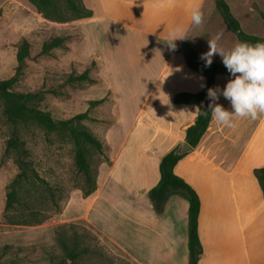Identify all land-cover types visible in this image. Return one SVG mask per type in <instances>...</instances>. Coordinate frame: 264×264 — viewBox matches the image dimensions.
<instances>
[{"label":"crops","instance_id":"0c3cea01","mask_svg":"<svg viewBox=\"0 0 264 264\" xmlns=\"http://www.w3.org/2000/svg\"><path fill=\"white\" fill-rule=\"evenodd\" d=\"M225 1L246 33L264 37V0ZM82 2L91 16L75 22L82 34L76 55L85 65L95 62L102 79L82 97L91 102L111 94L114 119L105 133L107 159L97 169V189L88 197L74 191L63 222L87 224L136 264H189V203L173 195L159 215L149 198L162 158L185 143L198 115L196 105L174 98L206 85L178 48L187 42L201 57L217 34L225 49L240 41L216 0ZM195 7L203 13L200 25L191 19ZM173 32L184 37L174 48L163 41ZM213 62L222 58L217 54ZM231 78L217 75L215 89ZM217 103L231 110L222 94ZM234 123L228 128L211 119L198 146L175 167L201 199L200 264H264V197L255 176L264 167V114Z\"/></svg>","mask_w":264,"mask_h":264},{"label":"rangeland","instance_id":"374dc122","mask_svg":"<svg viewBox=\"0 0 264 264\" xmlns=\"http://www.w3.org/2000/svg\"><path fill=\"white\" fill-rule=\"evenodd\" d=\"M57 1L58 18L54 20L32 0H1L0 80H13L14 90L34 94L30 105L58 121L85 114L80 128L104 141L114 119L112 101L92 106L83 99V91L100 74L92 67L89 77L82 78L89 66L76 55L81 39L75 25L79 18L66 0ZM25 40L29 55L20 64L18 54ZM58 40L61 43L54 45ZM45 44L53 46L44 52ZM16 132L23 145L8 154L7 143ZM61 134L47 135L35 125L13 126L0 109V264H51L66 257L62 243L74 248L76 242L79 250L89 252L69 264H136L87 224L63 222L71 194L87 184L75 165L73 140L67 130ZM22 151L42 182L36 186L25 183L19 204L7 210L10 185L20 173L16 156ZM106 159L107 149L104 153L90 149L88 161L94 175Z\"/></svg>","mask_w":264,"mask_h":264},{"label":"trees","instance_id":"16d2710c","mask_svg":"<svg viewBox=\"0 0 264 264\" xmlns=\"http://www.w3.org/2000/svg\"><path fill=\"white\" fill-rule=\"evenodd\" d=\"M37 8L44 11L50 17L58 18L56 16L58 11L57 0H32ZM71 11H73L79 19L88 18L91 16V11L85 8L82 4L78 5L74 0H66ZM216 5L228 29L233 32L240 42H248L255 44L257 42H264V37L250 35L246 33L238 19L232 14L229 5L225 0H216ZM264 20V14L261 13ZM58 21V20H57ZM60 22V21H59ZM62 22V21H61ZM82 38V34H81ZM81 40V39H80ZM61 41H55L54 45L60 44ZM53 45L45 44L43 51L47 52ZM30 45L28 41H24L20 47L18 60L23 64L24 60L29 55ZM185 58L187 66L193 71L203 75L206 78V85L204 89L196 94L185 93L179 94L174 98L176 104H193L198 107V115L195 123L186 131L185 143L189 144L191 148H196L200 143L202 137L206 133L211 123V113L204 114L208 110V105L211 102L208 98V90L215 88V79L219 74L230 75L223 63L212 62L210 66H206V62L201 59L198 52L187 42L180 44L178 48ZM92 67H96V63L92 62L82 78L86 79L91 73ZM102 79L96 78L91 85L98 84ZM13 80H0V109L7 121L13 126L19 125H35L43 129L47 135L61 134L68 131V136L75 144V165L80 174L83 175L86 187L81 191L85 197L94 193L97 189V173H92V168L88 161V155L91 148L96 149L100 153H104L105 142L94 136L91 132L80 128L79 123L87 116L85 114L78 115L66 121H58L49 113L32 107L30 103L34 100V94L23 93L14 90ZM112 98L109 94L106 98L97 101L89 102L92 106H99L108 102ZM62 135V134H61ZM23 145L20 140L18 132L7 143V153L16 152L18 147ZM180 147V146H179ZM178 147V148H179ZM171 151L165 155L160 163L161 178L159 183L149 192V198L157 214L162 215L165 210V205L169 198L173 195L183 197L189 203L188 210V250H189V264H200V257L203 253V245L199 234V218L201 213V199L197 191L183 178L175 173L177 164L187 155H177L178 150ZM16 163L20 173L10 185L8 193L7 210L14 208L19 204V192L22 190L25 183H30L34 186L41 183V178L38 176L32 162L28 161L23 151L17 154ZM255 176L261 186L264 197V167L255 170ZM63 251L66 255L64 259L53 260L51 264H69L75 263L84 253H88L86 248L79 250L78 243L74 248H69L68 245L62 243Z\"/></svg>","mask_w":264,"mask_h":264},{"label":"clouds","instance_id":"9594fccd","mask_svg":"<svg viewBox=\"0 0 264 264\" xmlns=\"http://www.w3.org/2000/svg\"><path fill=\"white\" fill-rule=\"evenodd\" d=\"M191 19L196 25L203 22V13L199 7L192 9ZM170 35L173 39L163 41L173 48L176 39L184 38L175 37L174 32ZM220 39L219 34L209 38V50L202 54L201 59L206 62V66H210L213 57L218 54L232 78L222 90H208L211 102L204 114L210 112L216 123L233 128L237 118L256 119L264 114V42H238L231 49H225L220 46ZM220 94L230 102L231 110L217 103Z\"/></svg>","mask_w":264,"mask_h":264},{"label":"water","instance_id":"95a60500","mask_svg":"<svg viewBox=\"0 0 264 264\" xmlns=\"http://www.w3.org/2000/svg\"><path fill=\"white\" fill-rule=\"evenodd\" d=\"M192 148L189 144L187 143H183L181 144V146L178 148L176 154L177 155H184V154H188L189 152H191Z\"/></svg>","mask_w":264,"mask_h":264}]
</instances>
